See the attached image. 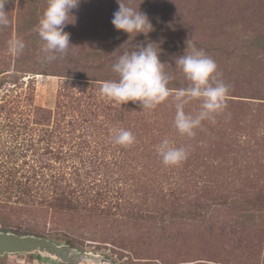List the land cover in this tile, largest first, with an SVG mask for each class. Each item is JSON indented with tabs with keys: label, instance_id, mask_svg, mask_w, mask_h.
<instances>
[{
	"label": "rangeland",
	"instance_id": "rangeland-1",
	"mask_svg": "<svg viewBox=\"0 0 264 264\" xmlns=\"http://www.w3.org/2000/svg\"><path fill=\"white\" fill-rule=\"evenodd\" d=\"M29 1L23 6L20 0L5 4L9 24L0 27V56H11V63L16 56L8 41L21 39L19 31L26 34L31 23L38 24L47 6L46 0ZM124 2L139 7L149 17L154 30L147 37L133 34L129 38L114 28L111 21L119 8L117 0H81L73 10L75 23L64 29L75 45H70L68 52L117 51L148 41L165 44L204 39L220 43L231 33L230 25L239 41L253 37L258 40L254 44L260 42L264 48V0ZM33 12L36 21L31 19ZM72 20L69 17V22ZM24 43L31 46L27 40ZM36 43V49L24 48L22 61L44 62L43 73L57 70L60 57L46 61L38 34ZM161 52L164 56L169 51ZM18 77L23 78V88L13 89L17 93H11V82L0 90V103L4 95H21L17 111L0 112V206L10 211L8 208L24 205L36 213L32 206L40 207V202L48 213L60 207L74 216L85 213L81 211L85 202L87 209L106 207L105 215L117 214L129 236L118 240L115 245L119 248L92 239L82 242L84 250L104 255L116 264H264V100L256 99H264V90L241 95L247 98L226 97L225 107L214 119L202 121L192 137L182 136L173 126L175 108L169 97L154 110L142 111L137 106L136 111L124 113L125 106L113 104L105 112H96L93 119L79 112L81 116L67 113L64 119L69 134L63 137L55 133L49 139L41 131H50L56 117L41 125L33 110L54 111L64 79L30 73ZM33 77V95L28 101L26 83ZM199 105V101H192L184 110L195 115ZM28 129L33 130V139L27 140ZM114 129L130 131L134 143L116 144ZM163 139L184 147L187 158L179 165L165 166L157 153ZM63 140L67 142L61 143ZM33 146L39 147L37 153ZM150 194L156 196L147 198ZM18 214L12 210L6 219H15L14 225L24 231L31 218L25 213L19 218ZM250 216L254 222L241 221ZM51 240L66 243L68 239ZM0 264L41 263L17 255L1 258Z\"/></svg>",
	"mask_w": 264,
	"mask_h": 264
},
{
	"label": "trees",
	"instance_id": "trees-1",
	"mask_svg": "<svg viewBox=\"0 0 264 264\" xmlns=\"http://www.w3.org/2000/svg\"><path fill=\"white\" fill-rule=\"evenodd\" d=\"M27 1L29 0H20V6H23ZM29 3L31 6L30 1ZM35 14V12L31 14L32 21H36L34 17ZM20 24L21 20L19 19V25ZM36 26V22L31 23L27 28L26 34L19 31L22 28L19 30L17 29L22 35L21 40L23 42L27 40V42L33 46L25 45V47L31 50L37 47V32L31 33L35 30ZM228 29L231 32L228 34L229 38H227L228 36L223 38L220 43L209 42L204 39H185V41H181L183 44L175 40L165 44L163 42H156L159 47L155 44L154 47H156L158 51H169L167 53L165 52L164 56H162V52L159 53V56L162 57L160 58L161 62L165 63V71L175 77L170 81L168 85L169 88L178 90L187 86V82L184 80L182 73L175 67V58L183 55L188 45L187 51L190 52L194 46L196 49L204 51L207 56L211 57L216 62V78L221 80L228 87L226 97L247 98L241 95L255 91L261 93L264 90V86L261 85L262 83L264 84V48L259 45L260 42L258 46L255 45L254 43L258 40L253 37L244 39L242 42L239 41L238 38L234 36V34H237L234 32V27L230 25ZM137 44L131 45L129 48L117 49V51H114V49H102L97 52L94 51L93 54H74L67 52L64 55H58L63 64L59 63V66L57 65L55 68L57 70H53L50 73H43L45 70L44 62L38 61L34 63L33 60L22 61L20 57L23 55V51L19 54L15 53L16 58L13 63L9 61L11 56L2 54V56H0V90L3 85L11 82L14 86L11 93H17L16 90L13 89L23 88V82L21 81L23 78L18 77L20 74L30 73L34 75H48L64 79V82H62L57 92L55 110H45L44 108L38 107L34 108L33 112L36 116V120H39L37 123L41 125L44 123L48 125L52 116L54 115L56 117L50 131L43 129L44 131H41V135L43 134L44 137L46 136L50 139L55 137V133H59L65 137V135L69 134L67 133L69 129H66L67 125L64 119L67 113L79 112L83 114L86 119H93L97 113L105 112L108 108H112L114 103L102 99L99 95V88L102 82L117 79L116 74L112 71V65L125 51L134 50ZM27 54L28 51L26 55ZM32 80H34V77L33 79L28 78L26 83L28 101L33 95V92H31L33 90L32 88H34ZM239 94L240 96H238ZM17 97L14 98L12 96V98H9V95H4L0 103V112L11 113V111H17L21 95ZM256 99L264 100L260 98ZM137 106H139V104L129 102L121 107H124V110H126L124 113H131L130 111L132 110L136 111ZM118 121L119 119L117 116L115 118V123ZM22 129L25 128L22 127ZM28 130L29 132H27L26 135L30 138H27V140L33 139L30 136L33 130ZM78 138H82V136ZM65 142L67 141L63 140L61 143ZM74 147L77 148L78 146L74 145ZM31 148H35V153H37L39 147L33 146ZM46 168L47 167H45V169ZM137 191L138 190L135 192ZM82 196L83 195H81V197ZM149 196L153 198L156 194L147 195V198ZM128 200L130 201L129 197ZM36 204L38 205V203ZM41 204L43 203L39 202L40 207L32 206L36 213L32 212L29 210V207L24 205L19 206V208H8L10 211L6 210L7 207L5 209V207L0 206V225H2L0 230L9 232L11 231L9 228H13L12 231L20 235L28 234L57 240L65 237L68 239L66 240L67 244L81 250H84L82 242L84 240L89 239L90 241L92 239L91 241L109 243L111 246L118 247L115 245L119 243L118 240L125 235L129 236V232L123 229L125 223L123 221L121 223L119 222V216H117V214L105 215L107 214L105 211L106 207L100 209L98 207L91 208V206H88L87 209V207H85V202L84 206L81 207V211H85V213L80 214V216H74V214H70L71 212L69 210H59L60 207L58 211L53 210L51 213H48L46 208H43ZM140 206L142 207V205ZM147 207H149V202L147 203ZM130 209L132 210V207H130ZM12 210L13 212H19L17 215L19 218L23 216V213L27 214V216L31 218V225L27 226L23 231L22 228L14 225L15 219L9 222L6 219V214L10 215ZM4 213L5 216L3 217ZM170 221L174 223V220ZM241 221L244 223H251L254 222L255 219L253 216H250V218L245 217L241 219ZM63 230H65V233H63ZM49 231H62V233L53 234ZM135 251L134 249L133 252Z\"/></svg>",
	"mask_w": 264,
	"mask_h": 264
},
{
	"label": "clouds",
	"instance_id": "clouds-1",
	"mask_svg": "<svg viewBox=\"0 0 264 264\" xmlns=\"http://www.w3.org/2000/svg\"><path fill=\"white\" fill-rule=\"evenodd\" d=\"M6 3L7 0H0V27L9 24ZM46 3L35 31L42 42L40 51L44 59L52 61L57 59V55L66 54L70 45L75 46L64 29L66 25L75 23L73 10L78 8L81 0H46ZM117 4L119 8L111 21L117 31L128 34L130 38L133 34L135 37L141 34L147 37L154 30L149 17L139 7H132L124 0H117ZM69 17L73 18L72 22H69ZM154 44L158 45L155 42L137 44L134 50L120 55L112 65L117 79L102 82L99 95L118 106L129 102L139 104L142 111L154 110L171 97L175 108L173 126L182 136L192 137L202 121L214 119V115L225 107L228 87L216 78V62L194 46L190 52L187 51V45L184 54L175 58V67L182 73L187 86L173 93L168 85L175 77L165 71V63L161 62L160 51ZM8 48L19 54L25 44L14 37L8 41ZM192 101L200 102L195 115L184 110ZM113 139L121 146H129L135 141L133 134L125 129H114ZM157 153L165 166L179 165L187 158L186 149L173 146L168 139L160 142Z\"/></svg>",
	"mask_w": 264,
	"mask_h": 264
},
{
	"label": "water",
	"instance_id": "water-1",
	"mask_svg": "<svg viewBox=\"0 0 264 264\" xmlns=\"http://www.w3.org/2000/svg\"><path fill=\"white\" fill-rule=\"evenodd\" d=\"M17 255L30 256L41 264H116L104 255L67 243L0 231V259Z\"/></svg>",
	"mask_w": 264,
	"mask_h": 264
}]
</instances>
